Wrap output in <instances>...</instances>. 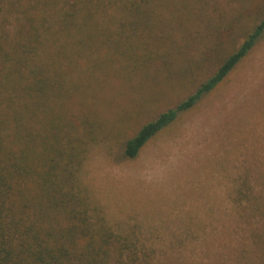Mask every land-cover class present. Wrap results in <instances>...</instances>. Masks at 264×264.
<instances>
[{"label": "rangeland", "instance_id": "374dc122", "mask_svg": "<svg viewBox=\"0 0 264 264\" xmlns=\"http://www.w3.org/2000/svg\"><path fill=\"white\" fill-rule=\"evenodd\" d=\"M84 1L99 21L145 22V33L174 45L142 64L148 74L118 72L115 60L104 74L70 69L82 85L71 107L91 113L95 129L72 157L92 223L136 238L154 250L155 264H264L254 242L264 232V34L226 81L136 159L121 154L142 125L187 99L239 48L264 17V0ZM4 9L13 40L23 16ZM46 49L56 51L51 42Z\"/></svg>", "mask_w": 264, "mask_h": 264}, {"label": "trees", "instance_id": "16d2710c", "mask_svg": "<svg viewBox=\"0 0 264 264\" xmlns=\"http://www.w3.org/2000/svg\"><path fill=\"white\" fill-rule=\"evenodd\" d=\"M4 6L23 17L10 40V19L0 15V264H155L154 250L139 246L136 238L114 236L92 223L72 157L76 146L94 141L95 129L91 113L79 115L71 107L82 85L70 69L88 66L104 74L115 60L121 62L118 72L148 74L142 64L168 55L173 41H156L151 30L145 33V22L99 21L83 0H0V13ZM263 34L264 17L193 94L128 138L122 156L136 159L154 137L213 93ZM148 38L155 42L151 48ZM48 42L55 52L46 49ZM254 242L263 256L264 232Z\"/></svg>", "mask_w": 264, "mask_h": 264}]
</instances>
